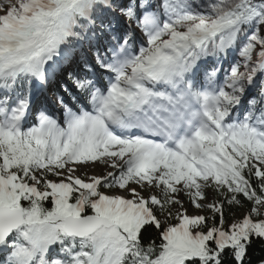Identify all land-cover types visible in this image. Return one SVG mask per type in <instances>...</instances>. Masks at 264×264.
<instances>
[{"label": "snow or ice", "instance_id": "snow-or-ice-1", "mask_svg": "<svg viewBox=\"0 0 264 264\" xmlns=\"http://www.w3.org/2000/svg\"><path fill=\"white\" fill-rule=\"evenodd\" d=\"M257 245L264 0H0V264Z\"/></svg>", "mask_w": 264, "mask_h": 264}, {"label": "trees", "instance_id": "trees-1", "mask_svg": "<svg viewBox=\"0 0 264 264\" xmlns=\"http://www.w3.org/2000/svg\"><path fill=\"white\" fill-rule=\"evenodd\" d=\"M264 256V253L261 252L260 250V246L257 245L252 253H251V256H250V259L252 260V264H259L260 262V258Z\"/></svg>", "mask_w": 264, "mask_h": 264}]
</instances>
